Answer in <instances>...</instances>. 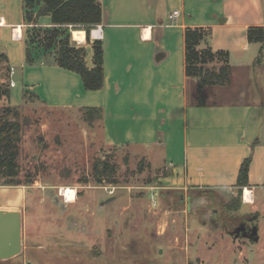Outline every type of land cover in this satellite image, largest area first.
Returning <instances> with one entry per match:
<instances>
[{"label":"rangeland","instance_id":"rangeland-1","mask_svg":"<svg viewBox=\"0 0 264 264\" xmlns=\"http://www.w3.org/2000/svg\"><path fill=\"white\" fill-rule=\"evenodd\" d=\"M248 2L253 3L255 14L264 15V0ZM26 25L27 34L35 25ZM67 28L74 46H90L94 50L93 44L100 40L97 35L100 31L95 30L100 29V24L90 29L89 42L87 26L70 24ZM74 30H84L86 41L78 43L73 37ZM0 42L10 48L14 79H24V85L44 83L47 96L50 90L55 95L64 91L73 97L75 88L70 84L54 82L30 63L25 62L26 68H21L23 43L13 38L12 31L5 30ZM200 47H206V42L202 41ZM214 64L217 63H209ZM11 69L0 63L2 90L10 87L12 92L11 97L0 95V107L18 108L25 122L18 177L21 182L18 185L25 190V205L23 252L8 262L264 264V187L256 190L254 199L251 193L250 202L244 198L245 190L234 194L226 189L205 190L200 193L205 199L203 203L197 200V192L185 194L169 189L162 179L169 172L163 165L160 148L106 145L97 115H87L84 109L45 107L34 94L23 91L21 84L15 89ZM234 75L233 95L206 96V99L219 102L260 99L257 70L253 72L248 67L237 74L234 71ZM97 162L100 168L105 164L113 166L114 173L99 176L95 171ZM63 187L76 190L74 202L61 194ZM17 197L19 189H0V202ZM208 220V226L201 224ZM243 220L258 226V241L233 236L232 230ZM198 252L205 262L196 258ZM4 263L7 262L0 261Z\"/></svg>","mask_w":264,"mask_h":264},{"label":"crops","instance_id":"crops-1","mask_svg":"<svg viewBox=\"0 0 264 264\" xmlns=\"http://www.w3.org/2000/svg\"><path fill=\"white\" fill-rule=\"evenodd\" d=\"M97 1L103 7V21L100 29H95L100 31L104 50L103 87L86 89L78 72L61 67L53 55H48L31 65L54 82L73 86V97L64 91L55 95L50 90L47 96L44 83L24 85V79L13 78V70L15 89L21 84L23 91L34 94L51 110L101 108L102 141L113 147L160 148L169 172L162 179L169 189L197 192V200L203 203L200 193L205 190L226 189L234 194L248 188L253 190L254 199L256 190L264 187V45L263 60L258 63L262 44L249 42L247 33L252 26L264 27V15L255 14L248 0ZM24 2L0 0V40L5 30L12 31L14 39L20 33L22 39L16 41L23 43L21 68L27 63ZM174 11L179 15L171 18ZM38 25L54 26L48 15L40 17ZM189 27L209 30L210 47L229 52L232 73L228 85H206L200 90L198 80L187 75L185 31ZM0 48L9 59L5 65L13 69L10 48L1 42ZM93 56V48L87 46L86 63L90 68L94 66ZM248 67L260 74V99H206L233 95L234 71L237 74ZM137 123L138 127H133ZM247 158L249 184L241 187L239 172ZM10 187L19 189V197L0 202V210L23 215L25 190L20 185L0 184V189ZM201 222L205 227L209 224V220ZM196 258L205 262L199 252Z\"/></svg>","mask_w":264,"mask_h":264},{"label":"trees","instance_id":"trees-1","mask_svg":"<svg viewBox=\"0 0 264 264\" xmlns=\"http://www.w3.org/2000/svg\"><path fill=\"white\" fill-rule=\"evenodd\" d=\"M25 22L34 24L33 29L27 32V63H34L42 56L53 55L55 61L63 68L78 72L83 84L88 90H98L104 85V50L102 41H95L94 66L86 63L87 48L74 46L71 43L68 25L87 26L88 42L90 29L103 21V7L97 0H25ZM51 16L54 26L43 28L38 26L40 17ZM209 30L203 27H189L185 31L186 73L189 77L198 78L200 90L206 85H228L231 82L232 68L229 63V52L226 50L214 51L208 44ZM249 42L262 44L257 62L262 63L264 45V27L252 26L248 29ZM202 41L206 47H200ZM8 56L0 51V63H7ZM211 62H216L212 66ZM220 63V64H218ZM10 69V67H9ZM0 83V95L12 96L10 87ZM87 115L102 117V109L90 107L85 110ZM18 108L13 106L0 107V184L18 185L20 174L19 156L24 135L25 122L21 119ZM249 164L247 158L241 165L238 185L245 187L249 184ZM106 166V164H105ZM100 168L95 164V171L99 176L112 175L114 167ZM103 169V170H102ZM107 170V172H106ZM109 172V173H108ZM4 180V182H1ZM9 260H0L11 264Z\"/></svg>","mask_w":264,"mask_h":264},{"label":"water","instance_id":"water-1","mask_svg":"<svg viewBox=\"0 0 264 264\" xmlns=\"http://www.w3.org/2000/svg\"><path fill=\"white\" fill-rule=\"evenodd\" d=\"M254 240H259L255 227ZM253 238V237H252ZM23 252V215L20 211L0 210V260H9Z\"/></svg>","mask_w":264,"mask_h":264},{"label":"bare ground","instance_id":"bare-ground-1","mask_svg":"<svg viewBox=\"0 0 264 264\" xmlns=\"http://www.w3.org/2000/svg\"><path fill=\"white\" fill-rule=\"evenodd\" d=\"M95 34H97V33L95 32ZM98 34L100 35V32ZM73 37L75 39L83 42L85 40V38H86V33H85L84 30H74L73 31ZM61 190H62L61 194L66 198L67 201L73 202L76 199V197H77L76 195L77 194H76V190L75 189H73L71 187H63V188H61ZM244 192H245L244 198H245L246 201L249 202L250 199H251V193L252 192L248 188H246Z\"/></svg>","mask_w":264,"mask_h":264},{"label":"flooded vegetation","instance_id":"flooded-vegetation-1","mask_svg":"<svg viewBox=\"0 0 264 264\" xmlns=\"http://www.w3.org/2000/svg\"><path fill=\"white\" fill-rule=\"evenodd\" d=\"M255 227L258 228L255 224H249V221L243 220L240 221L232 230L233 236L236 238L243 237L254 240L255 236L253 235ZM259 235V233H258ZM253 237V238H252ZM255 241V240H254Z\"/></svg>","mask_w":264,"mask_h":264},{"label":"built area","instance_id":"built-area-1","mask_svg":"<svg viewBox=\"0 0 264 264\" xmlns=\"http://www.w3.org/2000/svg\"><path fill=\"white\" fill-rule=\"evenodd\" d=\"M179 15V11H174L173 14L171 15V18H175ZM100 36V35H99ZM15 39H22V36L20 35V33H17L16 35H14ZM78 43H81V41L75 39ZM13 71V69H12ZM14 83V82H13Z\"/></svg>","mask_w":264,"mask_h":264}]
</instances>
